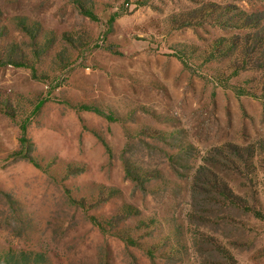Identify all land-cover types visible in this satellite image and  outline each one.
<instances>
[{"label": "rangeland", "instance_id": "1", "mask_svg": "<svg viewBox=\"0 0 264 264\" xmlns=\"http://www.w3.org/2000/svg\"><path fill=\"white\" fill-rule=\"evenodd\" d=\"M79 1L0 0V264H264V0Z\"/></svg>", "mask_w": 264, "mask_h": 264}, {"label": "trees", "instance_id": "2", "mask_svg": "<svg viewBox=\"0 0 264 264\" xmlns=\"http://www.w3.org/2000/svg\"><path fill=\"white\" fill-rule=\"evenodd\" d=\"M73 2H75V4H77L79 6V8H81V10H83L84 14L92 19H94V14L89 11L88 9H86L84 7L83 4H81V2L79 0H71ZM116 17L113 16L110 19V26L113 25V23L115 22ZM255 40L257 41V35H252L250 34L249 36H244V38H235L234 40L230 41V42H226V47H229L230 44H233V47L235 49V54H234V61L232 62L233 64L231 65V73L230 75L226 76L220 73H216L214 76L215 82L221 85V87L228 89L231 88L236 95L238 96H251L254 98H264V58L261 57L260 55L263 54L264 55V51H262V49L264 48V36L261 37V42H258V44L262 47L258 48L256 47V50L253 51V53H255L254 58L256 59V61L261 65L260 70L262 71V76L259 80H257V88L256 89H252V88H247L244 86H236L233 85L231 83V81L233 80V78L238 77L240 75L241 72L245 71L248 67L252 66V62L253 59L249 57V54L247 53L249 51L248 47H251V45L255 42ZM225 46V44H222V41H218L215 42L214 46L210 49L209 55H214L215 53L217 54L216 51H219V48H223ZM243 52V53H242ZM215 54V55H216ZM3 61L0 59V63H2ZM10 65H15V66H27V65H23V64H17L15 62H13L12 60L9 61ZM44 105V101H42L40 104H38L36 106V112L39 111L42 106ZM89 108V107H87ZM96 112L100 113V111L96 110ZM103 114V113H101ZM21 132H22V136H21V144H27V123H24L21 126ZM258 218L264 220V217H261L260 213L257 214ZM127 242H132V239H128L125 238L124 239Z\"/></svg>", "mask_w": 264, "mask_h": 264}]
</instances>
